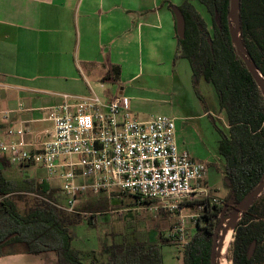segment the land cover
I'll list each match as a JSON object with an SVG mask.
<instances>
[{
  "label": "trees",
  "instance_id": "obj_1",
  "mask_svg": "<svg viewBox=\"0 0 264 264\" xmlns=\"http://www.w3.org/2000/svg\"><path fill=\"white\" fill-rule=\"evenodd\" d=\"M194 1L204 7L208 20L191 0L176 5L184 16L185 36L179 38L175 33L174 59L186 58L194 80L202 78L213 86L218 108L225 113L226 131L216 125L213 116L211 123L219 135L218 153L224 160L227 194L223 203L200 211L193 235L181 253L182 264H211L213 231L224 205L230 199L239 201L264 176V96L231 41L229 0ZM238 14L244 47L264 78V0H240ZM118 75L115 65L105 80H117ZM118 195L112 193V197ZM56 197V189L44 180L25 178L18 183L7 179L0 170V256L8 253L5 247L20 244L26 253L53 252V264H162L160 246L169 243V237H161L160 244L113 242L102 247V259L94 255L89 263L82 262L81 252L71 245V226L83 217L79 211L69 213L59 208ZM18 201L24 203L23 210ZM233 208L227 206L225 214ZM94 218L88 216L89 222ZM229 247L230 264H264V190L237 221Z\"/></svg>",
  "mask_w": 264,
  "mask_h": 264
},
{
  "label": "crops",
  "instance_id": "obj_2",
  "mask_svg": "<svg viewBox=\"0 0 264 264\" xmlns=\"http://www.w3.org/2000/svg\"><path fill=\"white\" fill-rule=\"evenodd\" d=\"M163 6L157 0H0V111L8 112L0 134L7 141L42 143L52 131L49 108L62 104L65 94H95L91 83L104 81L115 65L118 81L124 69L135 72L104 102L122 96L142 69H187L186 58L174 59L175 20ZM22 127L29 132L18 137ZM0 157L6 159L1 151ZM103 192L96 195L101 201L109 199ZM7 252L0 264L56 260L53 252Z\"/></svg>",
  "mask_w": 264,
  "mask_h": 264
},
{
  "label": "built area",
  "instance_id": "obj_3",
  "mask_svg": "<svg viewBox=\"0 0 264 264\" xmlns=\"http://www.w3.org/2000/svg\"><path fill=\"white\" fill-rule=\"evenodd\" d=\"M71 97L74 102L67 101ZM63 98L62 104L48 110L52 122L48 139L0 142V151L11 165L38 166L47 181L61 182L64 203L57 202L59 208L77 212L80 197L102 191L153 200L169 211L193 206L198 213L190 215L192 219L204 207L218 204L205 185V165L178 148L172 117L131 118L118 93L105 102L95 94ZM28 132L22 127L16 135ZM184 229V215H180L175 235L182 237Z\"/></svg>",
  "mask_w": 264,
  "mask_h": 264
},
{
  "label": "rangeland",
  "instance_id": "obj_4",
  "mask_svg": "<svg viewBox=\"0 0 264 264\" xmlns=\"http://www.w3.org/2000/svg\"><path fill=\"white\" fill-rule=\"evenodd\" d=\"M157 2L163 3V9L172 15L171 7L179 5L182 0ZM191 2L208 20L204 7L194 0ZM145 46L143 41V50ZM186 61L187 59L183 63L187 69H142L135 80L125 83L126 91L122 94L121 104L124 112L131 118L146 119L150 115H167L174 119L178 148L186 150L193 159L205 165V185L210 197L216 198L219 204L225 199L227 185L222 171L224 160L218 153L219 135L212 126L211 116L223 131L227 130L226 116L218 108V98L213 86L202 78L194 80ZM134 72L135 69H124L123 78L117 82L102 80L100 83H91L93 93L100 99H105L104 97L113 93L117 86L124 87L123 82ZM3 113L4 111H0V119L3 118ZM7 140L0 134V142ZM0 170L7 179L18 183L25 178L46 181L49 187L56 189L57 201L64 203L61 182L56 179L47 181L46 172L42 168L11 165L7 159L0 157ZM113 192L116 191L103 192L109 199L102 201L100 197H96L99 193L82 196L75 207L83 219L71 226V245L81 252L82 262L89 263L94 255L102 259V247L113 242L130 244L146 241L160 244L161 237H170L169 243L160 246L162 264H182L181 249L192 237L195 226V218L192 219L190 215H196L197 209L184 204L181 211H169L156 201L139 202L128 193H119L118 196L112 197ZM17 204L19 209L23 210L24 203L18 201ZM90 215L95 216L93 222L88 220ZM180 215H184L185 229L183 236L179 238L175 235L174 227ZM229 245L226 250L228 261ZM21 249L22 245L12 244L5 247L4 251Z\"/></svg>",
  "mask_w": 264,
  "mask_h": 264
},
{
  "label": "water",
  "instance_id": "obj_5",
  "mask_svg": "<svg viewBox=\"0 0 264 264\" xmlns=\"http://www.w3.org/2000/svg\"><path fill=\"white\" fill-rule=\"evenodd\" d=\"M239 5L240 0H229V11L227 14L228 17V28L229 35L232 43L235 46V49L238 55L241 57L248 71L252 75L253 79L256 81L257 85L261 89V92L264 96V78L258 72L255 62L252 60L250 54L246 51L243 41L240 35V25H239ZM171 11L175 20V31L179 38H184L185 36V21L182 11L178 6H172ZM264 190V176L260 179L257 186L244 195L239 201L235 202L233 199H230L229 202L224 205L223 209L219 215V222L216 225L213 236H212V245L210 252V263L219 264L218 257L220 254L222 242L224 240L225 234L229 226L232 228V239L233 232L237 221L240 217L248 210V208L253 204L258 195ZM233 205V210L229 214H225L227 206ZM254 243L251 244L249 249V256L252 252Z\"/></svg>",
  "mask_w": 264,
  "mask_h": 264
},
{
  "label": "bare ground",
  "instance_id": "obj_6",
  "mask_svg": "<svg viewBox=\"0 0 264 264\" xmlns=\"http://www.w3.org/2000/svg\"><path fill=\"white\" fill-rule=\"evenodd\" d=\"M231 232H232V228H231V226H229V228L226 231L224 240L222 242L220 254L218 257V263L219 264H230V261H228V259L226 257V250H227V247H228L230 241L232 240Z\"/></svg>",
  "mask_w": 264,
  "mask_h": 264
}]
</instances>
